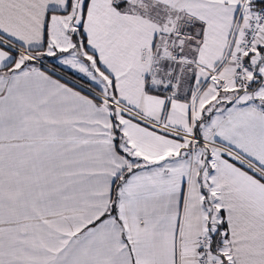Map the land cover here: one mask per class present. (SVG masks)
<instances>
[{
  "label": "snow or ice",
  "instance_id": "snow-or-ice-1",
  "mask_svg": "<svg viewBox=\"0 0 264 264\" xmlns=\"http://www.w3.org/2000/svg\"><path fill=\"white\" fill-rule=\"evenodd\" d=\"M0 264H264V0H0Z\"/></svg>",
  "mask_w": 264,
  "mask_h": 264
}]
</instances>
